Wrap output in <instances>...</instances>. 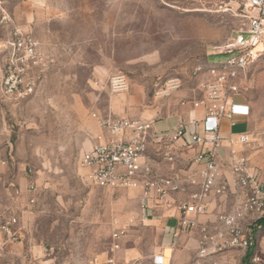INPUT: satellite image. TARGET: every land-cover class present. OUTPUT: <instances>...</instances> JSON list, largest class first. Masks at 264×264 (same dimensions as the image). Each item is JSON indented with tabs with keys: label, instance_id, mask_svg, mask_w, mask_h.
Returning a JSON list of instances; mask_svg holds the SVG:
<instances>
[{
	"label": "rangeland",
	"instance_id": "1",
	"mask_svg": "<svg viewBox=\"0 0 264 264\" xmlns=\"http://www.w3.org/2000/svg\"><path fill=\"white\" fill-rule=\"evenodd\" d=\"M243 13V0H0V74L14 28L37 41L46 58L33 71L31 95L7 100L0 93V155L7 160L0 213L17 218L22 238L52 247L61 263L90 264L111 254V235L120 229V249L111 256L134 251L135 264H152L161 226L143 223L138 191L85 181L78 161L100 135L81 124L98 126L93 114L109 111L107 81L115 72L130 83L122 95L135 91L149 106L162 101L155 93L166 79L179 77L191 91L193 72L213 57L211 47L245 28ZM250 72L255 83L242 98L261 128L264 54Z\"/></svg>",
	"mask_w": 264,
	"mask_h": 264
},
{
	"label": "built area",
	"instance_id": "2",
	"mask_svg": "<svg viewBox=\"0 0 264 264\" xmlns=\"http://www.w3.org/2000/svg\"><path fill=\"white\" fill-rule=\"evenodd\" d=\"M244 29L221 44L213 45L211 61L199 65L193 72L196 87L191 99H182L181 107L190 105L187 121L181 119L168 136L152 134V121L129 117H100L93 114L108 139L92 145L83 152L78 165L87 171L85 179L91 185L109 191L135 190L139 192L141 207L159 206L176 212L183 229H199L196 258L200 263L222 264L219 256L230 250L249 252L250 264H264V257L253 249L250 227L264 220V162L255 165L248 152H262L264 156V126L253 128L226 140L220 132L222 119L249 117L250 107L242 98L255 83L250 72L252 65L264 54V0H243ZM6 62L0 74V93L7 100L31 95L35 89L33 71L46 63L39 44L22 29L14 28L4 45ZM215 57H222L215 60ZM179 77L166 79L157 89L158 99H169L182 89ZM107 87L112 95L127 93L130 88L122 72L108 77ZM242 98V99H241ZM202 111L199 120L194 112ZM201 124L202 131L189 132V127ZM153 137L162 146L163 159L177 161L173 143L184 140L186 145L202 147L184 174L162 176L155 173L146 157L148 139ZM228 148V164L219 157ZM237 147L241 149L238 150ZM7 160L0 155V179ZM231 184L233 185L231 189ZM30 190H34L31 186ZM234 194L229 210L216 217L214 225H200L198 219L207 214L210 197ZM33 202V201H31ZM151 205V206H152ZM18 220L0 213V234L13 241L18 235ZM124 231L115 229L111 235L110 253L120 249ZM110 255L103 264H122ZM247 254V255H248ZM171 254L154 256L153 264H169ZM0 264H3L0 255ZM4 264H13L7 262ZM91 264H102L98 257ZM132 264V263H123Z\"/></svg>",
	"mask_w": 264,
	"mask_h": 264
},
{
	"label": "crops",
	"instance_id": "3",
	"mask_svg": "<svg viewBox=\"0 0 264 264\" xmlns=\"http://www.w3.org/2000/svg\"><path fill=\"white\" fill-rule=\"evenodd\" d=\"M211 59L212 58H209L208 60L211 61ZM189 84L192 83L189 82ZM194 88L190 91V85H188L187 88L183 87L184 90L182 89L178 91L171 98L164 99L159 103V105L155 103L153 106H149L147 104L148 99L139 93L137 94L135 91L127 95H113L109 100V111L103 114L98 113L97 115L100 117L107 115L121 117V115H127L129 118L152 121L153 136H168L175 131L178 122L181 119L187 121L189 114L192 112L190 105L181 107L179 102L182 99H191ZM246 103L250 107L249 117H234L232 120H221L220 132L222 138L224 139V145H226L227 139L236 137L238 134L254 128V122L251 117L252 107L250 102L246 101ZM194 114L199 120L203 117L202 111H195ZM235 126H241L243 129L241 131L234 132L233 128ZM81 128L86 130L90 129L93 135H100V137H102V141L107 140L109 137L105 130L94 125L92 122H87L86 120L82 122ZM188 131L201 133V124H197L195 127H189ZM98 142L99 141L97 140L96 143ZM237 149L240 150L241 148L237 147ZM172 150L177 156V161L169 163L163 159L161 144L157 143L153 137L148 139L145 155L150 161L152 169L155 173L162 176L184 174L185 170L191 166L192 159L199 151L202 150V147L198 145H186L182 139L173 143ZM228 153L229 150L227 147H224L219 151V157L225 165V175L227 177L228 172L226 171V165L228 164ZM248 153L252 157V161L255 165H260L264 162L262 152L259 153L258 151H255ZM193 167L194 166L192 165L191 168ZM10 179L12 178L10 177ZM19 182L20 185L25 184L27 179L22 178ZM12 185L13 184L11 183L10 186ZM232 187L233 185L231 184V189ZM234 199V194H229L225 197L219 198L214 196L210 197L207 205V214L200 217L198 219V223L200 225H214L216 217L219 214L227 212ZM151 205L149 209L142 210L141 214L142 217H144V219H142L144 224H151L153 226L159 225L162 229L161 245L154 256L160 255L162 252H166L168 250L171 254L169 264H208L200 263V261L196 258L197 240L200 234L199 229H183L179 224L176 212L166 211L164 208ZM18 230V235L21 237L20 240H6L5 236L0 234V255L3 264L7 262H12L13 264H66V262L61 263L57 261V257L54 254L52 247L46 248L44 245L42 246L32 241L30 242L27 239L22 238L23 232L19 225ZM248 234L251 237L253 249L264 257V220L258 221L251 226ZM28 244L29 247L27 248ZM248 253L249 252L234 249L220 255L218 258L222 264H245V258ZM136 256L137 254L134 251H124L116 259V262L122 264H135L133 258L136 259ZM91 261L92 259L90 260V264ZM100 261L102 264L104 263L102 260Z\"/></svg>",
	"mask_w": 264,
	"mask_h": 264
},
{
	"label": "trees",
	"instance_id": "4",
	"mask_svg": "<svg viewBox=\"0 0 264 264\" xmlns=\"http://www.w3.org/2000/svg\"><path fill=\"white\" fill-rule=\"evenodd\" d=\"M245 264H250V262H249V254L246 256V258H245V262H244Z\"/></svg>",
	"mask_w": 264,
	"mask_h": 264
}]
</instances>
